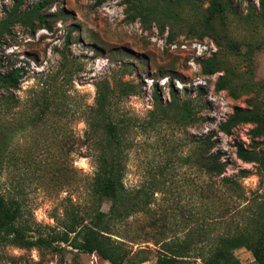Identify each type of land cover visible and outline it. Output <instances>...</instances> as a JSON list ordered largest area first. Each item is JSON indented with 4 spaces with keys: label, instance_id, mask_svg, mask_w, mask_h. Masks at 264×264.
Returning a JSON list of instances; mask_svg holds the SVG:
<instances>
[{
    "label": "rangeland",
    "instance_id": "374dc122",
    "mask_svg": "<svg viewBox=\"0 0 264 264\" xmlns=\"http://www.w3.org/2000/svg\"><path fill=\"white\" fill-rule=\"evenodd\" d=\"M21 1L20 12L43 3L41 13L54 14L46 17L48 27L35 24L31 31L17 23L10 34L0 37V72L19 68L22 73L19 88L5 95L12 99H0V129L4 134L11 131L0 192L20 202L31 236L45 235L65 210L86 214L95 204L89 193L94 151L84 143V120L94 104L95 84L103 79L116 89L121 81L135 88L129 95L116 92L111 113L133 122L127 132L124 184L132 191H146L149 201L143 212L118 224L121 233L135 236L133 247L138 248L153 247L152 241L145 242V232L161 231L160 237L168 239L189 234L193 245L206 242H196L197 232H231L246 212L239 207L251 204L264 190L255 164L235 155L236 143H250L252 126L238 125L229 135L219 130L233 107L246 106L253 94L246 93V85L259 88L258 98L264 97V20L259 0H230L226 17V31L242 52L248 44H261L253 49L251 60L219 48L207 35L210 30L203 18L210 0H145L141 9L149 10L145 20H132L130 14L136 10L124 0ZM13 2L0 0V20ZM213 24L220 25L217 20ZM213 54L225 70L204 74L202 62ZM220 76L228 80L224 89H216ZM230 88L237 97H232ZM13 99L17 102L10 106ZM174 103L190 107L187 120L176 115ZM207 137L215 141L213 151L228 163L224 176L237 178L242 186L231 197L219 186L218 177L194 163ZM260 140L259 148L264 149V138ZM242 169L248 173L243 178ZM213 185L221 187V198L212 196ZM108 207L103 202V210ZM233 253L242 263L255 264L249 250ZM149 256L154 260L153 254ZM75 263L110 264L95 253L69 247L57 253L44 247L0 246V264Z\"/></svg>",
    "mask_w": 264,
    "mask_h": 264
},
{
    "label": "trees",
    "instance_id": "16d2710c",
    "mask_svg": "<svg viewBox=\"0 0 264 264\" xmlns=\"http://www.w3.org/2000/svg\"><path fill=\"white\" fill-rule=\"evenodd\" d=\"M125 3L136 10L130 14L131 19L142 17L147 19L149 10L144 13L145 0H124ZM45 3V2H44ZM21 0H14L11 10L5 11V16L0 20V37L10 34L12 27L17 23L24 25L29 30L34 25L48 27L47 16L53 13L42 14L43 3L32 6L25 12H20ZM231 8L230 0H210L207 8L208 14L203 18V24L210 30L207 35L218 47L227 48L228 52L236 56H243L251 60L254 48L260 45L248 44L246 52H242L239 42L229 36L226 31L227 12ZM260 16L264 20V0H259ZM218 21L217 27L213 22ZM206 35V34H205ZM250 47V48H249ZM222 61L213 54L202 62L204 74L211 75L224 71ZM22 73L19 68H11L0 72V99L8 102L10 95L19 88ZM173 87V84H170ZM228 80L220 76L216 89H224ZM262 87V84H259ZM249 89L246 93H253L248 97L246 106H235L231 114L219 125L220 132L229 135L233 128L241 124L251 125L249 130L250 143L246 146L242 142L235 144V155L244 163L256 166V175L260 186L264 189V149L259 148L260 139L264 138V97L259 99V88ZM129 95L135 92L134 86L129 81H121L118 88L112 87L107 79L95 84L94 104L88 107V114L84 120V143L87 148H92L94 172L89 182V193L95 204L89 205L86 214L78 209L65 210L62 219L45 235L39 233L36 238L31 236L32 230L23 223L24 212L22 205L14 197L6 196L0 192V246L10 244L20 247H44L53 252L60 253L66 247L85 254H97L101 259L110 264H244L235 255L234 251L245 248L251 252L255 264H264V190L252 198V203L242 206L239 210H246L243 216L234 222L233 230L222 234H209L197 232L196 242L206 241L201 245H193L192 236L182 239L171 237L163 238L161 231L145 232V242L152 241L153 247L144 246L134 248L135 236L128 232L121 233L118 224L123 223L128 216L143 212L149 205L148 194L142 189L129 190L124 184L126 149L129 146L127 137L128 128L132 121L127 118H116L111 113L113 97ZM232 97L237 94L231 88ZM173 94V92H172ZM153 105L157 96H152ZM14 100V99H13ZM13 106L17 101H9ZM172 109L179 115L181 121L190 117V107L186 104H172ZM11 131L4 134L0 129V171L4 163V155L8 147ZM205 148H198L194 160L197 168L204 170L211 177H218L219 186L231 197L242 186L237 178L224 176L228 163L222 160L219 152L213 151L214 140L207 137L204 140ZM240 177H246L247 171H239ZM220 187V188H221ZM220 188L211 187V194L221 198ZM237 196L243 197L242 192ZM245 199V198H244ZM103 202H108V210H103ZM238 207V206H237ZM243 212V211H242ZM149 254H153L152 260ZM81 264V263H75Z\"/></svg>",
    "mask_w": 264,
    "mask_h": 264
}]
</instances>
